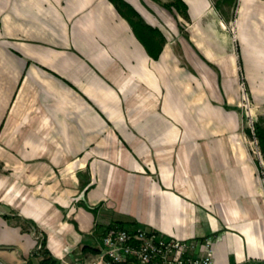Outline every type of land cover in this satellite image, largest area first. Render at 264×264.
<instances>
[{"label": "crops", "instance_id": "crops-1", "mask_svg": "<svg viewBox=\"0 0 264 264\" xmlns=\"http://www.w3.org/2000/svg\"><path fill=\"white\" fill-rule=\"evenodd\" d=\"M125 1L165 34L159 58L111 0H0L1 254L37 264L46 237L81 264L111 225L145 226L211 239L217 264H264L261 163L239 114L243 84L264 118V0H184L180 51L145 0Z\"/></svg>", "mask_w": 264, "mask_h": 264}, {"label": "built area", "instance_id": "built-area-1", "mask_svg": "<svg viewBox=\"0 0 264 264\" xmlns=\"http://www.w3.org/2000/svg\"><path fill=\"white\" fill-rule=\"evenodd\" d=\"M242 88L245 92L244 85ZM245 100V105L251 109L247 94ZM251 130L256 143L253 150L261 163L264 185V159L253 121ZM99 249L81 264H217L211 239L196 242L168 238L145 226L128 228L111 225L103 232Z\"/></svg>", "mask_w": 264, "mask_h": 264}, {"label": "rangeland", "instance_id": "rangeland-1", "mask_svg": "<svg viewBox=\"0 0 264 264\" xmlns=\"http://www.w3.org/2000/svg\"><path fill=\"white\" fill-rule=\"evenodd\" d=\"M171 1L172 0H145L143 11L150 19H154L156 22L162 24L163 29L167 31V33L171 36L170 42L173 43L177 51H180L181 49L180 43L182 41L185 42V39L183 38L184 35H186V49H190L191 48V45L189 44V34L190 33L188 30V25H189L188 22L190 19L185 18V16L181 14L175 7L173 6L169 7L167 4H169ZM225 1H229V5H233L236 3L237 0H225ZM221 12L224 14L225 18L233 19L234 9H232V7L221 9ZM188 65H189L188 58H186V69H188ZM191 71L193 72L194 70L191 68ZM206 73L208 76L211 75L210 77L212 79L214 78L213 74L211 73V70H207ZM245 93L246 91L244 92V90H242L243 100H242V104L239 107L241 129L247 132L246 139L248 140V143L250 144L251 148H254L256 145V143L254 142L255 139H254L252 130L251 132H249L248 130L251 129L252 127V121L255 126V123L260 120V117L255 114V112L253 111L252 105H251V109H249L245 105L246 104V100H245L246 94ZM3 210L5 209L3 207H0V211H3ZM1 221L2 219L0 218V222ZM12 222L21 224L23 230L29 231V233L31 232V230H33V226L29 222L23 220L21 217L13 216ZM12 246H14L13 243H8L6 241H3V242L0 241V264H12V263H9V261L6 258H4L3 255L1 254V252H4L7 249L9 250V248H11ZM22 256H20L19 258L21 259L22 263H19V264H28V262L24 261L26 260L27 257L25 258L24 256L23 257Z\"/></svg>", "mask_w": 264, "mask_h": 264}, {"label": "trees", "instance_id": "trees-1", "mask_svg": "<svg viewBox=\"0 0 264 264\" xmlns=\"http://www.w3.org/2000/svg\"><path fill=\"white\" fill-rule=\"evenodd\" d=\"M111 1L115 4L118 11L129 21L134 30V33L144 44L148 53L156 59L159 58L163 50L164 43L166 42V37L162 30L146 23L142 15L127 1ZM167 5L169 7H175L181 14L185 16V18L190 19V15L188 12L189 7L184 0H172ZM248 131L251 132V129H249ZM255 132L258 137L260 149L264 158V118H260V120L255 123ZM41 245V251L34 253L35 256L41 257L37 264H63L59 259L55 258L52 255L49 249L45 247L46 237L42 239ZM99 250V248H95L92 251L94 253H97L99 252Z\"/></svg>", "mask_w": 264, "mask_h": 264}]
</instances>
